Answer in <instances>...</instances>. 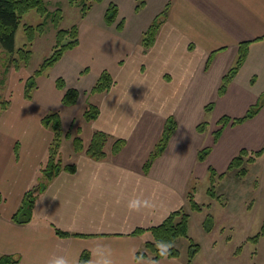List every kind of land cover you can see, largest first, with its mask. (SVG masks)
I'll list each match as a JSON object with an SVG mask.
<instances>
[{"label": "crops", "instance_id": "0c3cea01", "mask_svg": "<svg viewBox=\"0 0 264 264\" xmlns=\"http://www.w3.org/2000/svg\"><path fill=\"white\" fill-rule=\"evenodd\" d=\"M153 1L158 5V14L165 7L167 12L155 43L147 53L143 52L142 46L121 37L125 24L121 31L117 30L116 41H103L107 43L106 50H93L98 56L105 55L103 59L115 78L131 80L127 87H111L108 92L100 93V113L93 121L94 131L102 130L122 137L126 140L125 146L117 155L102 161L71 150L75 172L61 171L49 181L38 195L33 218L27 224H16L11 216L24 191L37 182L38 167L47 156L52 135L39 134L40 120H29V125L33 123L34 128L23 130L18 137L10 138L0 130V254L18 256L16 264H49L60 256L80 264L83 251L89 254L85 264H96L95 251L100 247L107 250L112 264H187V260L180 257L157 261L136 259L135 254L149 232L141 236L132 232L160 224L171 211L187 204L191 167L197 164L196 153L203 147L206 135L196 130L200 120L194 124L187 122L186 109L184 111L187 95L194 88L206 85L214 101L212 110L218 109L221 116L230 117L244 115L264 96V0ZM87 32L94 35L91 29ZM114 36L110 38L114 39ZM246 40L254 41L245 62L226 92L217 96L221 77L236 60L237 44ZM215 50L218 51L213 53L207 65L210 53ZM122 57L127 59L119 72L114 62ZM139 62L144 63L143 67L148 71L147 79L168 78L170 83H164L161 90L158 86L152 89L149 84L142 87L143 82L134 70ZM181 78L186 82L176 81ZM173 80L177 82L175 86ZM149 91L163 96L171 92L174 101L167 102L165 109L170 103L174 108L170 106L167 113H159L156 104H162L159 101L164 97L153 103L143 102L140 106ZM34 93L39 113L33 109L34 117L43 116L49 107L58 110L62 117L58 108L67 110L73 106L62 104L63 91L57 94L52 89H41ZM73 114L65 111L61 120L68 122L71 118V127ZM171 114L177 120V128L162 155L145 173L144 162L156 144L166 117ZM208 137L206 146H211L212 150L203 165L226 170L230 160L242 148L255 151L263 146L264 103L253 118L236 126L227 125L216 142L212 136ZM16 141L20 144L18 157L14 154ZM136 198L142 203L132 207L130 202ZM8 199H11L10 203ZM55 228L81 235L60 237ZM245 255L243 264H255L249 252Z\"/></svg>", "mask_w": 264, "mask_h": 264}, {"label": "rangeland", "instance_id": "374dc122", "mask_svg": "<svg viewBox=\"0 0 264 264\" xmlns=\"http://www.w3.org/2000/svg\"><path fill=\"white\" fill-rule=\"evenodd\" d=\"M142 1L147 3L146 7H144L145 4L141 5ZM44 3L47 13L41 15L35 9L29 10L21 17L20 24L15 32V52L19 48H25V46L31 51L27 63L18 59L16 53L11 56L0 44V130L9 134L10 138L13 136L18 137L23 130L34 128L33 123L29 125V120H40L38 126L41 133L39 134L52 135L49 129L42 126V116L36 115L34 117L32 115L33 109L37 112L35 103H38V99L34 101V92L37 90L40 92L41 89H52L60 94L62 90L56 89L55 80L62 77L66 82V87L76 88L79 91L78 101L75 105L67 110L58 108L63 118L65 111L74 113L71 127V123H69L71 118L68 122L62 119L63 130L65 133L70 130L72 136L79 135L87 144L95 127L93 121L85 119L83 111L88 103L98 105V99L102 95L100 93L91 94L90 91L100 72L103 69H108L106 59H103L105 55L98 56L93 50L97 48L106 50L108 48L107 43L103 41H116L115 37L118 35L115 34H119L116 30V24L121 20H124L125 24V30L121 33V37L129 43L141 46L144 31L158 14V5L153 0H103L102 2L76 0L73 4L69 0H44ZM111 3L117 5L118 17L113 25L108 26L105 23L104 14ZM84 4L88 5L85 16L82 14ZM138 5L140 6L136 9ZM56 9H60L62 15L58 27H55L53 23V12ZM41 23L44 26L43 33H36L34 40L29 44L25 27L28 25L36 28ZM72 26H77L79 29V45L66 51L60 60L46 69L40 77H37V85L31 92V98H26L24 89L26 79L33 75L40 68L43 61L52 54L57 31L59 29H70ZM97 27H99V32L96 37L95 30ZM87 29L88 31L91 29L94 35H91L92 32H87ZM113 36L114 39H112ZM144 53H147V51ZM126 59L122 57L114 62L119 72L120 69L123 70ZM16 62L18 68L15 67ZM142 62L134 67L139 79L141 78L143 82L142 87L149 84L148 86L154 89L155 86L160 88L163 87L164 83H170L171 79L168 78V80H162L160 77L147 79L148 71L143 67L145 65ZM109 71L114 81L112 88H118L122 85L127 87L128 82H131L127 77L123 79L115 78V74L111 70ZM245 79L247 82L249 81L247 75ZM173 81L174 86L177 84L176 81L180 84L186 82L182 78ZM179 91L180 89H178ZM249 91L252 90L249 89ZM170 93L163 96L149 91L148 95L142 98L140 106L143 102L153 103L156 99L164 97L163 101H159L162 104L158 103L156 106L160 111L159 113L165 114L169 111L170 106L172 107V103L168 104L169 108L167 110L165 104L170 100L174 101V96L172 97ZM172 94H175V92H172ZM208 95L210 94L209 89H206V85L194 88L185 98L187 103L184 106L188 123L194 124L198 120H200L199 122H207L203 147L210 140L208 135L211 137L212 131L216 129L215 122L221 116V111L218 109L204 111L203 106L213 100L211 98L212 94ZM54 109V107H49L45 113L55 111L56 109ZM37 114L39 113L37 112ZM50 142L51 139L49 144ZM71 150H73L72 140L64 139L59 148V155L64 163L74 162ZM45 161L46 157L38 167L37 177H39V170ZM196 161L197 164L193 168L191 167L192 177L190 176L191 179L187 182V190L193 194L194 201L201 206V210H190L188 203L185 206L190 214L188 235L178 238L175 242L180 251L181 260L189 259L190 245L194 243L199 245V251L195 258L191 259V264H243L247 252L254 259L255 264H264V237L261 236L260 241L257 243L252 242V240L246 242L248 237H253L261 231L264 222V152L256 157L254 162H244L243 167L247 169L246 175L239 176L237 174L238 169H233L227 171L223 179L216 178L214 193L217 196L215 198L207 193L208 188L211 186L207 164L203 165L204 162H199L197 159ZM189 163L191 164V160ZM197 168H199V171ZM216 170L219 173L225 171V169L222 171ZM36 183L35 181L30 187H33ZM9 200L11 199H8L10 203ZM245 236L248 237L245 238ZM145 239L149 240L150 235H146ZM240 246H242L241 250H238Z\"/></svg>", "mask_w": 264, "mask_h": 264}, {"label": "trees", "instance_id": "16d2710c", "mask_svg": "<svg viewBox=\"0 0 264 264\" xmlns=\"http://www.w3.org/2000/svg\"><path fill=\"white\" fill-rule=\"evenodd\" d=\"M76 0H69L70 3H75ZM94 2H102L103 0H93ZM144 1L141 5H144ZM140 5L136 6V9ZM31 9L37 10L41 15L47 13V8L45 6L44 0H0V44L4 50H6L11 56L16 53L18 59L27 63L30 59L31 51L25 48H19L15 52V32L20 24L21 17ZM88 10V5L84 4L82 6V14L86 15ZM167 12V7H165L156 17L151 21L147 29L144 31L142 38V48L143 52L148 51L155 43L160 25L164 22ZM53 23L55 27H58L62 15L60 9H56L54 12ZM118 17V7L116 4H109L105 11L104 18L105 23L111 26L115 23ZM124 27V20L119 21L116 24V30L121 31ZM44 31L43 24H39L36 28L32 26H26L25 32L27 35L28 43H32L35 38L36 33L42 34ZM259 39V38H256ZM254 39V40H256ZM254 40L241 41L237 44V56L236 60L230 66L226 73L220 79L219 86L217 88V96H222L228 85L234 79L235 75L238 73L239 69L246 60L249 46ZM79 45V29L77 26H72L70 29H59L56 35V42L53 47L52 54L46 58L41 64L40 68L37 69L33 75L29 76L25 81V96L26 98H31V92L36 87L37 77H40L44 71L52 67L64 53L68 50H72ZM212 51L207 59V65L210 61L211 56L214 52ZM14 59V58H13ZM17 61L16 59H14ZM15 67L18 68V63H15ZM113 77L108 69H103L95 84L92 86L90 93H106L110 90L113 85ZM55 86L57 89L62 90L61 102L65 106L75 105L78 101L79 91L76 88L66 87V82L62 77H58L55 80ZM261 101V102H260ZM264 103V97L258 99V101L250 106L246 113L240 117H230L228 115L220 116L215 122L216 129L212 131L213 142H216L220 137L221 133L227 125L236 126L245 121L253 118L261 109ZM7 105V104H5ZM5 108V106H3ZM214 107V101H210L204 106V111H212ZM100 113V108L97 104L88 103L85 110L83 111V116L86 120L94 121ZM41 124L43 127L49 129L52 132V139L47 150L46 161L44 165L40 168V175L38 177L37 183L24 191L20 204L17 209L13 212L11 220L16 224H27L33 218L34 207L38 195L43 192L49 181L52 180L54 176L59 174L61 171H67L70 173L75 172L76 165L74 163H64L59 155V148L64 139L72 140V148L76 153H84L86 156L90 157L96 161H102L109 157L117 155L121 149L125 146L126 140L122 137H115L105 131L95 130L87 144L84 143L83 139L79 135L72 136V133L67 131L66 133L62 127V120L59 111H50L42 116ZM207 126V122H199L196 125V130L198 133H204ZM177 128V120L174 115H168L163 123L160 135L154 145L153 149L147 156L144 162L143 170L145 173L148 172L153 162L162 155L166 149L171 136ZM79 130V129H78ZM19 142L14 144V154L18 157L19 153ZM211 146H204L200 148L196 153V159L199 162H203L207 159L211 152ZM264 152L263 146L255 151H249L242 148L239 153L234 156L225 171L219 173L213 166H208L207 171L209 173L211 186L208 188L207 193L215 198V187L214 183L216 178L223 179L227 174V171L233 169H238L237 174L239 176H244L247 173V169L243 167L245 161L254 162L255 158L260 156ZM187 192L186 199L189 209L192 211L201 210V206L194 201L193 194ZM2 195L0 194V199ZM186 205H182L179 208L171 211L164 220L155 226L149 228H137L132 234L136 236H141L145 232H149L150 239L145 240L142 247L136 252V259H150L157 261L161 258H179L180 251L176 247L175 242L180 237H186L189 231V219L190 214L185 208ZM209 219V218H208ZM211 219V218H210ZM55 232L60 237H70L79 236L78 233H70L67 231H62L55 228ZM261 236H264V222L261 227V231L253 237H248V241L257 242ZM168 246L167 253L162 251L164 246ZM241 249V246L238 250ZM199 251V245L191 244L189 259L187 264H191V259ZM89 254L87 251H83L80 256V264H85L88 261ZM19 261L18 256L13 254H0V264H16Z\"/></svg>", "mask_w": 264, "mask_h": 264}, {"label": "clouds", "instance_id": "9594fccd", "mask_svg": "<svg viewBox=\"0 0 264 264\" xmlns=\"http://www.w3.org/2000/svg\"><path fill=\"white\" fill-rule=\"evenodd\" d=\"M141 200L139 198L134 199L130 202L132 207H139L141 204ZM144 204H147V201H143ZM168 250V246H164L162 251L166 254ZM95 255L97 257L96 264H112L111 259L108 256V252L105 248L100 247L95 251ZM49 264H74L73 260H70L68 257L60 256L51 260Z\"/></svg>", "mask_w": 264, "mask_h": 264}]
</instances>
